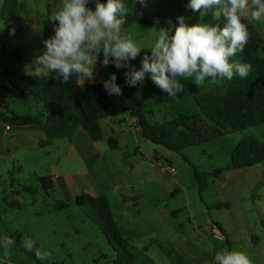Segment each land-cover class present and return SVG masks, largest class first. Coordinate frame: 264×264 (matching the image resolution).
<instances>
[{
    "label": "rangeland",
    "instance_id": "1",
    "mask_svg": "<svg viewBox=\"0 0 264 264\" xmlns=\"http://www.w3.org/2000/svg\"><path fill=\"white\" fill-rule=\"evenodd\" d=\"M59 2L34 0L31 10L29 3L20 0L19 15L22 12L23 18L19 23L23 30L5 37L7 50L25 56L23 49L37 43L34 34L39 24V40L44 51V38L54 35L56 23L51 21V16L61 5V0ZM124 3L130 8L129 13L139 12L152 21L150 25L122 26V35L132 36L137 46L143 48L135 60L127 62L129 67L121 68L125 80L131 67L139 70L145 53L150 54L156 39L153 27L157 30L171 28L174 32L180 16L185 17L189 25L219 23L223 27L221 19L215 21L211 12L201 17L199 12L187 8L189 0H146V6L134 0H124ZM2 7L3 0H0V11ZM88 7L94 9L92 0ZM257 23L262 31L264 20ZM9 26L14 27L15 24L5 23L0 16V32ZM111 74L113 71L106 68L101 76L105 81ZM4 79L0 67V101L11 111L40 115L45 110L44 105L32 103L29 97L20 98L16 91L3 89L1 81ZM177 79L183 85V92L175 97L158 87L164 99L163 104H154L159 118L199 113L195 96L219 91L224 85L216 78H206L202 84H197L194 76ZM149 80L150 74H146L143 83ZM137 95L142 98L139 92ZM159 109L162 115L158 114ZM249 136L264 141V125L213 138L182 154L154 145L143 137L139 146L128 144L112 153L108 151L107 141L100 143L101 156L87 159L86 165L100 180V189L105 191L103 195L110 202L123 237L138 260L175 264L167 258L176 259L178 256V252L172 254L176 240L181 245L178 232L172 226L178 223L187 231L200 235L194 246L200 256L203 253L207 264H215L214 258L206 254L211 252L213 245L226 244L222 230L227 234L229 251L244 252L252 264H264V165L244 170L231 169V158L237 145ZM81 146L84 152L86 147ZM185 158L201 175H209V185L202 196L194 169ZM51 163L55 162H49L42 153H25L16 160L8 154L0 155V264H34L22 249L26 238L34 240L35 247L50 254L44 260L48 264H113L117 252L104 236L95 212L88 206L70 202L61 189L47 192L39 181L47 175L44 169H50ZM168 167L174 168L176 173L167 171ZM218 169L223 171L215 173ZM14 197H18L20 208L8 205ZM63 203L66 205H60ZM167 212L172 218L164 216ZM173 212L177 214L174 216ZM5 237L15 241L8 256L4 255L2 246Z\"/></svg>",
    "mask_w": 264,
    "mask_h": 264
},
{
    "label": "trees",
    "instance_id": "2",
    "mask_svg": "<svg viewBox=\"0 0 264 264\" xmlns=\"http://www.w3.org/2000/svg\"><path fill=\"white\" fill-rule=\"evenodd\" d=\"M101 2L106 3L105 0ZM18 14L19 0H3L1 19L7 24L14 23L15 26H9L0 32V67L5 77L1 85L5 90L16 91L21 97H29L36 105H44L45 110L40 115H24L4 106L1 108L3 111L0 112V122L11 127L39 126L46 136L39 144L42 149L52 146L56 140H72L76 128H82L92 141L100 142L104 138L102 120L119 115L135 118L144 139L179 154L213 138L264 125V41L253 21H243L248 26L249 39L243 52L234 58L251 65L248 76L240 78L237 75L232 80L216 78L224 83L220 86L222 89L195 96L199 113L172 115L169 119L165 115L162 119L154 109V104L159 106L164 103L158 86L151 80L135 87L128 85L121 68H116L112 63L108 66L102 65V53L99 54V63L103 70L108 68L116 74V83L122 89L121 95H108L102 83L81 84L76 77L69 83L62 84L53 78L55 75H50L49 78H35L30 75L21 67L20 54L17 51L9 52L5 45V37L13 28L14 33L23 30ZM221 22L224 25L223 18ZM135 24L150 25L152 21L139 12L128 13L124 27L129 28ZM158 114L162 115V110L159 109ZM110 145L116 150L118 142L111 138ZM185 159L190 162L188 158ZM189 164L194 169L195 180L202 196L208 188L209 175H201L191 162ZM262 164L264 165V141L254 136L243 138L232 155L231 169L244 170ZM220 171L223 170L218 169L215 173ZM39 181L47 192L55 189L52 176L42 177ZM75 202L76 205L88 206L95 212L104 236L117 252L113 264H154L150 259L138 260L135 257L105 195L94 197L82 194L77 196ZM8 205L15 209L21 207L14 199L8 201ZM60 205L63 206L64 203ZM172 214L175 216L177 213ZM217 225L221 228L220 224ZM22 249L34 264H48L37 260L34 251L26 252ZM175 264L188 263L177 260Z\"/></svg>",
    "mask_w": 264,
    "mask_h": 264
},
{
    "label": "clouds",
    "instance_id": "3",
    "mask_svg": "<svg viewBox=\"0 0 264 264\" xmlns=\"http://www.w3.org/2000/svg\"><path fill=\"white\" fill-rule=\"evenodd\" d=\"M90 0H61V5L51 16L54 35L44 40L42 54L32 62L35 78L54 79L62 84L69 83L73 77L92 81L94 69L100 53L102 65L114 64L116 68L129 67L127 63L140 55L132 36L122 35V26L130 8L124 0H92L95 7H88ZM146 6V0H134ZM201 17L211 12L215 21L224 19L223 27L209 23L189 25L185 17H178V26L156 30V39L145 53L139 70L131 67L126 73V82L135 87L142 84L146 74L152 82L169 96L183 92L178 77H195L197 84L206 78H226L234 76L245 78L251 71V65L234 59L242 53L249 39L248 26L244 20H264V0H189L186 6ZM15 29L10 31L14 34ZM110 57L112 58L110 60ZM113 73L103 81L108 95H121L122 89L116 83ZM15 241L5 237L2 241L4 255L8 256ZM26 252H35L37 260L44 261L50 255L35 247V241L26 238L23 241ZM215 264H252L249 257L241 251L227 249L216 253Z\"/></svg>",
    "mask_w": 264,
    "mask_h": 264
},
{
    "label": "crops",
    "instance_id": "4",
    "mask_svg": "<svg viewBox=\"0 0 264 264\" xmlns=\"http://www.w3.org/2000/svg\"><path fill=\"white\" fill-rule=\"evenodd\" d=\"M25 1L31 5L32 10L34 0ZM59 1L60 0L57 2L60 3ZM59 7L60 4L58 8ZM31 15H33V13H31ZM21 17L23 18L22 12L21 15L18 14L19 20ZM253 22L264 41V29L260 31L258 29L260 25H258L256 21ZM36 28L37 31L35 30L34 38H36L37 43L31 48H24L23 51L25 56H21V67L28 73L33 71L34 66L32 62L34 58L43 53L41 41L39 40V24L36 25ZM46 38H44V40ZM103 71V66L100 65L98 56V60L94 69L93 80H78L81 84H103L104 79L101 76ZM20 98L23 97L20 96ZM4 106L6 105L0 101V112L3 111L1 108ZM101 125L104 131V138L100 142L92 141L82 128H76L72 140H56L52 146L42 149L39 144L46 138V136L39 126L32 125L26 127H11L0 122V155L8 154V156L16 160L25 153H42L47 159H49V162H55L51 163L50 169H44V172L47 174L46 176L53 177L55 189H61L64 196H67L70 202H75L77 196L82 194H89L94 197H98L103 195L105 191L100 189V180L94 176L90 168L86 165V160L97 159L101 156L102 148L100 143H103L104 141L108 142L109 153L115 151L110 145L111 138L118 142L117 148H125L128 144H133L134 147L139 146V144H141L140 138L142 137V130L138 122L130 115H119L109 119H104L102 120ZM81 144L86 147L84 152L82 151L84 148L81 146ZM14 200L19 202L18 197H14ZM164 216L167 219L172 218L170 212H167V214H164ZM172 226L178 232L177 238L181 245H178L176 240L177 245L175 243V249L172 246V254H176V252H178V256L176 259H173V257H169L171 259L166 257L168 259L167 261L170 263L175 261L176 263L177 260H184L188 264H207V262L203 259V253L200 256V254H198L200 252L196 250L194 246V241H198L199 234L187 231L183 228L184 225L180 226L178 223ZM221 232L225 236L226 244L224 246H220L218 244L213 245L211 252L206 253L209 257L212 256V258H214L216 253L225 249L230 250L227 234L223 230ZM190 241L193 244H191ZM257 242L259 241L257 240Z\"/></svg>",
    "mask_w": 264,
    "mask_h": 264
},
{
    "label": "built area",
    "instance_id": "5",
    "mask_svg": "<svg viewBox=\"0 0 264 264\" xmlns=\"http://www.w3.org/2000/svg\"><path fill=\"white\" fill-rule=\"evenodd\" d=\"M167 171H169V172H173V173H176V170H175L174 168H172V167H168V168H167Z\"/></svg>",
    "mask_w": 264,
    "mask_h": 264
}]
</instances>
